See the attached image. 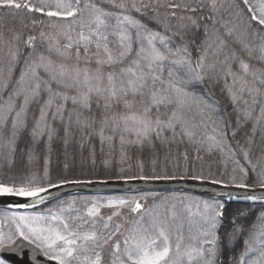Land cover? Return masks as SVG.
Masks as SVG:
<instances>
[{"label": "snow or ice", "instance_id": "snow-or-ice-1", "mask_svg": "<svg viewBox=\"0 0 264 264\" xmlns=\"http://www.w3.org/2000/svg\"><path fill=\"white\" fill-rule=\"evenodd\" d=\"M0 7L23 11L32 26L26 38L9 28L13 34L6 40L0 31V160L10 170L25 132L33 142L44 137L51 142L60 123L65 136L74 126L82 136L98 135L102 145L118 138L121 162L125 146L187 139L197 159H203L201 151H218L224 158L221 178L202 170L193 179L264 189V155L255 164L250 158L258 130L264 139V68L249 62L264 63V0H0ZM220 80L237 113L235 127L220 114L221 103L210 91ZM249 121L245 147L236 138ZM138 166L140 175H125L122 167L116 178H175L158 175L155 168L144 175L143 162ZM69 183L81 181L54 183L47 160L42 173L29 170L0 179V198L31 201H13L17 210L0 212V264H23L26 255L29 264H41L38 255L55 264H264V195L240 197L261 205L252 235L236 217L221 231L226 202L216 197H163L143 214L145 195L73 197L36 210L50 189ZM103 207L116 210L103 217ZM124 208L139 217L127 228L117 222ZM4 222H9L7 231ZM241 240L243 251L233 255ZM29 247L31 254L25 252Z\"/></svg>", "mask_w": 264, "mask_h": 264}, {"label": "trees", "instance_id": "trees-1", "mask_svg": "<svg viewBox=\"0 0 264 264\" xmlns=\"http://www.w3.org/2000/svg\"><path fill=\"white\" fill-rule=\"evenodd\" d=\"M36 3L39 0H35ZM243 7V5H241ZM163 11V9H162ZM34 18H42L41 14H34ZM224 18L228 19L227 12L224 13ZM27 23L28 27L24 28L23 24ZM13 29V32L23 31L24 36L32 34V26L30 22L25 19V13L21 11L17 14L16 10L0 7V31L5 34V39H9L13 33H10L8 29ZM47 31V29H45ZM38 34V29H37ZM201 38L202 35H201ZM38 49L45 51L46 45H41L38 41ZM234 47H236L234 45ZM239 51V49H238ZM27 52V49H25ZM195 57V53L193 54ZM245 60H248L246 54L241 53ZM254 67L264 68V63H261L255 59L249 61ZM22 63L17 66L14 77L19 76ZM235 69L236 66H233ZM237 70V69H236ZM43 75V72H41ZM231 81L229 80V83ZM224 86V81L220 80L214 87L210 88V91L214 95L215 99L221 103V113L225 115L228 120L231 121L232 126H236L237 113L233 110V106L229 103L227 95L222 92L221 89ZM69 107L71 105L69 104ZM242 107V105H241ZM243 119V118H242ZM57 129L56 135H54L51 142L46 137L38 139L33 142L28 133L25 132L17 142V151L14 156V163L11 170L8 167V163L4 160H0V179H7L8 176L16 175L18 172L26 171H39L42 173L47 160V166L49 168L50 175L55 183L59 179L68 180H110L117 179L120 174L119 169L125 168L127 171L125 175H140L139 163L143 162L144 175H152L153 168L158 175L167 174L168 176H188L193 177L198 175L203 170L205 176L209 172L215 174V178H221L220 173L224 171V158L218 151H214L212 154L201 151L199 153L203 159H197V152L192 144L187 139L183 143L177 142L169 144H161L159 141L155 142V147L145 144L142 148L140 146H125L123 151L126 156L123 162H121V146L119 139L117 138L111 145L108 142L101 144L98 135H81L79 129L74 126L70 129V134L65 136L64 125L56 123ZM252 122H246L240 133L237 135V140L240 141L245 147V134H251ZM179 131V129H177ZM107 134V133H106ZM168 135H171L168 133ZM134 138V137H131ZM254 139V143L251 148L250 158L252 162L257 163V159L264 155V139L261 137V133L258 130ZM65 140L67 143H65ZM235 148V141H230ZM30 149H34L33 158L31 161L28 158ZM103 149V150H102ZM187 152V161L184 158V153ZM238 158L239 155H238ZM107 161V163H105ZM155 161V164H153ZM229 168L228 174H230L231 161H227ZM241 163L246 165V162L241 158ZM132 167L129 170L128 165ZM67 165V167H65ZM247 166V165H246ZM227 179V174L223 177ZM255 174L249 172V183L254 182ZM48 204L39 206L38 208L44 209ZM260 202L235 200L230 202L224 210L225 228L221 231H227L231 224L230 218L236 217V223L245 227L247 235H252L255 232L254 222L255 217L258 214L260 208ZM249 209H256L251 215H248ZM239 213H245L244 216H240ZM243 241H239L236 244L233 255H238L243 251ZM227 255V254H226Z\"/></svg>", "mask_w": 264, "mask_h": 264}, {"label": "water", "instance_id": "water-1", "mask_svg": "<svg viewBox=\"0 0 264 264\" xmlns=\"http://www.w3.org/2000/svg\"><path fill=\"white\" fill-rule=\"evenodd\" d=\"M81 183H69L64 185H59L57 188L49 190L50 196H46V200L53 199L59 194H69L73 192H83V193H104V192H124V191H133V190H169L175 189L180 191L192 192L204 197L209 198H219L226 202H231L234 200H242L240 197H243L246 194H255L256 196L264 195V189L259 187H249L239 188L236 185H227V184H214L211 180H196L192 177H175L174 179H159V180H79ZM231 194L236 199L228 200V196ZM5 199V200H4ZM13 201L20 202H31L28 198H18V197H9V198H0L1 203H11ZM142 204L145 205V208L141 209L140 212H143L147 206L148 201L142 200ZM227 205V204H226ZM114 208L103 207L101 209V215H111ZM137 214V213H134ZM27 244V242L19 241ZM25 252L31 254V247L26 248ZM41 264H55V262L46 261V258L39 256L37 257ZM15 259V258H14ZM23 264H29L28 255L25 256Z\"/></svg>", "mask_w": 264, "mask_h": 264}, {"label": "rangeland", "instance_id": "rangeland-1", "mask_svg": "<svg viewBox=\"0 0 264 264\" xmlns=\"http://www.w3.org/2000/svg\"><path fill=\"white\" fill-rule=\"evenodd\" d=\"M33 3H36V1L33 0ZM233 66H236V68L234 69V70H236L237 69V65L234 64ZM197 91L203 92V89H199L198 88ZM174 177H188V176H174ZM158 191L159 192H141V191H137L135 193H133V192L119 193L118 192L117 194L88 193V194H83L81 196V198H91V197H101V198H105V197H109V196H140V195H145V196H147V199L146 200L148 201L147 209H153L155 207V205L160 204L162 202V198L163 197L187 196V197H192L194 199H211V198H208V197H204V196H200V195H195V194H191V193H188V192H179L180 190H175V189H169V191L166 190V189L165 190H158ZM56 198L57 197L53 198V200L50 199L51 201H49L48 203H44V204H48V206H46V207H49L51 205H52L51 207H53L56 204V201H57ZM66 199H69V198H65V200ZM169 203H171V201ZM44 204H41V205H44ZM78 206L81 209H83V205L80 202H78L77 208H79ZM38 207H36L37 208V211H41L42 212V211L46 210V207L44 209H41V208L39 209ZM177 207L179 208L180 206L177 205ZM115 210L116 209H113V211H115ZM3 211H5V210H0V212H3ZM121 211H122V216L120 217V219L117 222L123 223L124 224V227H126V228L130 226L129 223H128L129 221H131L133 219H138L139 218L138 215L137 214H134L133 212H131L129 208H124ZM141 214H143V212ZM107 216L108 215L103 216V217H107ZM6 224H7V227H6L5 231H7L8 228H9V222H4L3 227H5ZM186 227H187V224H186ZM256 231H257V228H255V231L254 232H256ZM105 255H107V253ZM252 255H254V254L253 253H250L249 254V257H246V259L247 258H250Z\"/></svg>", "mask_w": 264, "mask_h": 264}, {"label": "flooded vegetation", "instance_id": "flooded-vegetation-1", "mask_svg": "<svg viewBox=\"0 0 264 264\" xmlns=\"http://www.w3.org/2000/svg\"><path fill=\"white\" fill-rule=\"evenodd\" d=\"M73 197H75V198H81V195L80 194H78V193H72V194H67V195H64V196H60V197H57L56 199L57 200H65V198H73ZM53 200V199H52ZM51 201V200H50ZM46 203V202H45ZM56 203H57V201H56ZM38 206V205H37ZM52 206V205H51ZM51 206H49V207H46V209H48V208H52ZM79 207V206H78ZM80 208V207H79ZM0 210H8V211H12V210H14V208H12V207H4V206H0ZM16 210V209H15ZM36 210H37V208H36ZM20 211H23V209H20ZM28 211H32L31 209H28ZM6 227H7V224H6V226L4 227V230L6 229Z\"/></svg>", "mask_w": 264, "mask_h": 264}, {"label": "bare ground", "instance_id": "bare-ground-1", "mask_svg": "<svg viewBox=\"0 0 264 264\" xmlns=\"http://www.w3.org/2000/svg\"><path fill=\"white\" fill-rule=\"evenodd\" d=\"M110 180H121V179H110ZM204 180H210V179H204ZM106 181V180H105ZM133 191H140V190H133ZM133 191H126V192H133ZM169 191V190H168ZM73 193H78L80 194L81 196L83 195V192H73ZM192 193V192H191ZM192 194H195V193H192ZM64 195H67V194H59V196L57 197H60V196H64ZM196 195V194H195ZM5 200V199H4ZM235 201V200H234ZM232 202V201H231ZM0 206H4V207H11V203H1ZM17 210V209H16Z\"/></svg>", "mask_w": 264, "mask_h": 264}]
</instances>
